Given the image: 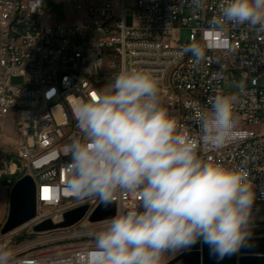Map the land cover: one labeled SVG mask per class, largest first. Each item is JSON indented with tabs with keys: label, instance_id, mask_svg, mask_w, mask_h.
<instances>
[{
	"label": "built area",
	"instance_id": "obj_1",
	"mask_svg": "<svg viewBox=\"0 0 264 264\" xmlns=\"http://www.w3.org/2000/svg\"><path fill=\"white\" fill-rule=\"evenodd\" d=\"M67 4L75 17L57 24L53 3ZM219 0H44L33 12L34 0H0V121L13 118L19 145L18 169L5 171L8 195L15 173L30 176L37 190V214L27 224L0 236L16 259L35 264H88L95 235L63 237L51 244L27 247L17 243L37 233L35 227L99 201L78 203L68 189V157L64 147L82 134L74 108L89 99L124 69H145L158 81L161 104L176 116L180 130L196 137L195 103L210 107L208 97L234 95L233 137L220 147L201 145L205 160L226 167L244 166L256 191L254 207L264 206V32L247 24H210ZM191 42L208 45L209 59L194 63L181 54ZM12 78H22L13 85ZM243 84L241 91L237 85ZM0 124V128H1ZM1 177V175H0ZM136 192H119L117 213L138 203ZM0 198V217H6ZM105 223V222H104ZM52 236V235H51ZM73 239V240H72Z\"/></svg>",
	"mask_w": 264,
	"mask_h": 264
},
{
	"label": "clouds",
	"instance_id": "obj_2",
	"mask_svg": "<svg viewBox=\"0 0 264 264\" xmlns=\"http://www.w3.org/2000/svg\"><path fill=\"white\" fill-rule=\"evenodd\" d=\"M203 7L205 0H192ZM44 0H34L33 12ZM210 24H247L264 32V0H219ZM208 45L191 42L181 54L194 63L209 59ZM243 91V84L237 85ZM234 95L195 103L196 137L180 130L159 98L158 81L145 69H124L74 115L81 136L64 147L68 189L78 202L110 206L119 192H136L138 203L105 221L88 252V264H167L166 257L197 244L222 261L252 247L256 191L244 166L205 160L201 145L220 147L233 135ZM0 264H35L16 259L0 245Z\"/></svg>",
	"mask_w": 264,
	"mask_h": 264
},
{
	"label": "water",
	"instance_id": "obj_3",
	"mask_svg": "<svg viewBox=\"0 0 264 264\" xmlns=\"http://www.w3.org/2000/svg\"><path fill=\"white\" fill-rule=\"evenodd\" d=\"M89 206L84 205L67 212L64 221L54 224L47 220L35 227V232L45 233L62 229H69L83 221ZM37 214V190L33 179L25 176L14 186L9 201V214L3 233L11 232L36 217ZM117 214L116 204L112 203L105 207L99 206L89 215L87 221L90 224L104 223ZM252 247H246L238 255L227 257L222 261H217L215 257L209 255L206 245L197 244L192 250L184 252L168 262L167 264H264V237L253 238Z\"/></svg>",
	"mask_w": 264,
	"mask_h": 264
},
{
	"label": "rangeland",
	"instance_id": "obj_4",
	"mask_svg": "<svg viewBox=\"0 0 264 264\" xmlns=\"http://www.w3.org/2000/svg\"><path fill=\"white\" fill-rule=\"evenodd\" d=\"M53 7V16L57 24H65L67 22V16L75 17L69 6L63 2L56 1L53 3ZM11 83L13 85H21L23 83V79L12 78ZM0 124L2 125L0 128V185L4 186L7 183V176L4 175V173L8 169V167L13 163L17 166L18 169H21L22 163L17 158L19 137L13 122V118H9L7 120H4L3 122L0 121ZM5 210L7 221L9 214V203L8 205H6ZM104 225L105 223L90 224L87 220H83L72 228L62 229L61 232L57 233V235H26L25 238L20 239L17 243H25V245L29 247L34 245L35 243H42L44 245L51 244V242L63 237H74V239H78V237H80L82 234L95 235L100 229L104 227ZM260 237H264V206L253 208V238ZM193 247L190 250H192ZM190 250H185L181 253H176L175 255H167V263L180 254Z\"/></svg>",
	"mask_w": 264,
	"mask_h": 264
},
{
	"label": "bare ground",
	"instance_id": "obj_5",
	"mask_svg": "<svg viewBox=\"0 0 264 264\" xmlns=\"http://www.w3.org/2000/svg\"><path fill=\"white\" fill-rule=\"evenodd\" d=\"M0 15H5V8H0ZM15 177V178H14ZM23 178V173H15L10 178V186H15ZM0 198H4V210L6 205L10 201V195H8V187H0ZM6 224V217H0V236H5L3 228Z\"/></svg>",
	"mask_w": 264,
	"mask_h": 264
},
{
	"label": "snow or ice",
	"instance_id": "obj_6",
	"mask_svg": "<svg viewBox=\"0 0 264 264\" xmlns=\"http://www.w3.org/2000/svg\"><path fill=\"white\" fill-rule=\"evenodd\" d=\"M95 94L93 93V96H94Z\"/></svg>",
	"mask_w": 264,
	"mask_h": 264
}]
</instances>
